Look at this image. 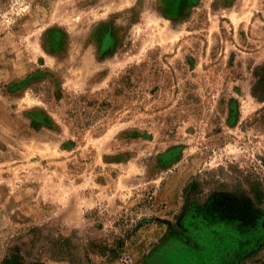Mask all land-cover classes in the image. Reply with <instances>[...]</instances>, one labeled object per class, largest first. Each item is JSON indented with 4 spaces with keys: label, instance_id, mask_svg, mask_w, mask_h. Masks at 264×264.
I'll return each mask as SVG.
<instances>
[{
    "label": "rangeland",
    "instance_id": "rangeland-1",
    "mask_svg": "<svg viewBox=\"0 0 264 264\" xmlns=\"http://www.w3.org/2000/svg\"><path fill=\"white\" fill-rule=\"evenodd\" d=\"M264 264V0H0V264Z\"/></svg>",
    "mask_w": 264,
    "mask_h": 264
},
{
    "label": "trees",
    "instance_id": "trees-1",
    "mask_svg": "<svg viewBox=\"0 0 264 264\" xmlns=\"http://www.w3.org/2000/svg\"><path fill=\"white\" fill-rule=\"evenodd\" d=\"M18 258L16 256H13V259H6L3 263L1 264H16L15 261L17 260ZM30 264H43V263H40V262H33V263H30Z\"/></svg>",
    "mask_w": 264,
    "mask_h": 264
}]
</instances>
